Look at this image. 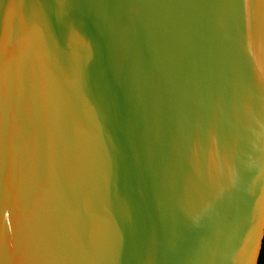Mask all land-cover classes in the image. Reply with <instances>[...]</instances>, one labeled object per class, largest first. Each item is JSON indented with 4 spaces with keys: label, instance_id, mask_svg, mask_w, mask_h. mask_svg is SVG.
Instances as JSON below:
<instances>
[{
    "label": "water",
    "instance_id": "obj_1",
    "mask_svg": "<svg viewBox=\"0 0 264 264\" xmlns=\"http://www.w3.org/2000/svg\"><path fill=\"white\" fill-rule=\"evenodd\" d=\"M264 0H0V264H259Z\"/></svg>",
    "mask_w": 264,
    "mask_h": 264
},
{
    "label": "trees",
    "instance_id": "obj_2",
    "mask_svg": "<svg viewBox=\"0 0 264 264\" xmlns=\"http://www.w3.org/2000/svg\"><path fill=\"white\" fill-rule=\"evenodd\" d=\"M259 264H264V242H263V248H262L260 259H259Z\"/></svg>",
    "mask_w": 264,
    "mask_h": 264
}]
</instances>
